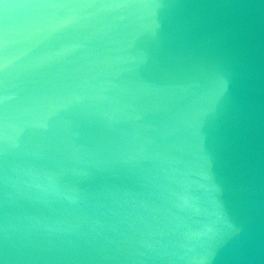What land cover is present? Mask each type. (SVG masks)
<instances>
[{"label": "water", "instance_id": "water-1", "mask_svg": "<svg viewBox=\"0 0 264 264\" xmlns=\"http://www.w3.org/2000/svg\"><path fill=\"white\" fill-rule=\"evenodd\" d=\"M0 264H264V0H0Z\"/></svg>", "mask_w": 264, "mask_h": 264}]
</instances>
